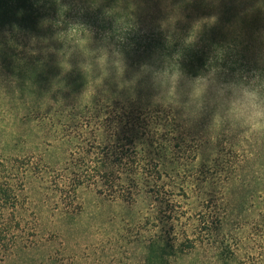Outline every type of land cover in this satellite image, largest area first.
I'll use <instances>...</instances> for the list:
<instances>
[{"label": "trees", "instance_id": "16d2710c", "mask_svg": "<svg viewBox=\"0 0 264 264\" xmlns=\"http://www.w3.org/2000/svg\"><path fill=\"white\" fill-rule=\"evenodd\" d=\"M41 8V0H0V19H13L0 27L11 38L0 50V68L9 75L45 70L43 55L51 49L26 42L34 30L28 25L38 23ZM150 37L149 46L120 37L109 46L122 56L117 62L123 65L156 55L162 64L179 66L192 76L224 84L250 80L188 39L176 43L167 30ZM54 65L49 72L58 85L46 92L47 111L35 113L39 134L34 149L0 151V258L40 242L34 201L27 193L34 185L38 200L61 217L81 212V189L136 209L141 264H264V155L258 139L238 141L236 148L205 135L204 122L183 118L141 89L116 87L115 76L76 68L63 76ZM40 144L45 152L36 151ZM206 149L210 153L202 155ZM257 162L262 171L254 168Z\"/></svg>", "mask_w": 264, "mask_h": 264}, {"label": "rangeland", "instance_id": "374dc122", "mask_svg": "<svg viewBox=\"0 0 264 264\" xmlns=\"http://www.w3.org/2000/svg\"><path fill=\"white\" fill-rule=\"evenodd\" d=\"M41 1L40 19L36 25H28L34 30L27 34L26 42L43 43L51 50L43 55L44 71L33 69L27 75H20L13 70L12 76L7 69L0 68V151L24 154L34 149L39 134L35 113L38 109L45 112L48 109L50 101L46 92L58 85L49 69L57 63L55 73L63 76L69 68L103 78L115 76L116 87L141 89L151 101L176 109L183 118L204 122L201 132L205 135L218 136L236 148L238 141L258 139L262 144L259 150L264 155V129L260 126L243 129L221 119L212 94L201 97L199 92L178 93L168 79V72L175 68L162 64L159 58L156 65L160 70L159 80L143 74L140 64L156 55L144 57L137 65H130V61L123 65L117 62L122 56L113 53L109 46L120 38L149 46L151 35L156 38L167 30L177 39L174 42L188 39L187 42L211 51L210 55L223 57L228 65L250 77L248 82L224 84L204 76L213 87L227 86L233 90L250 87L264 99V0ZM11 20L0 19V27ZM188 33L200 37L189 39ZM9 39V33H0V50ZM60 45L63 46L59 48ZM242 63H248V67L241 68ZM255 82L262 84L257 87ZM40 145L36 151L45 152L46 146ZM204 153L209 154L210 150ZM259 162L254 166L257 170H261ZM260 187L264 190V185ZM27 188L34 201L31 210L38 223L40 242L27 251L0 258V264L142 263L143 251L137 246L134 228L139 218L136 209L81 189L78 193L81 212L61 217L38 200L34 185ZM174 264L193 263L186 260Z\"/></svg>", "mask_w": 264, "mask_h": 264}, {"label": "clouds", "instance_id": "9594fccd", "mask_svg": "<svg viewBox=\"0 0 264 264\" xmlns=\"http://www.w3.org/2000/svg\"><path fill=\"white\" fill-rule=\"evenodd\" d=\"M158 57L152 56L140 64L143 74L158 81L160 70L156 67ZM168 79L178 93L199 92L201 97L212 94L220 109L221 119L232 122L243 129L260 126L264 129V99L250 87L233 90L227 86L213 87L203 75L192 76L179 66L168 72Z\"/></svg>", "mask_w": 264, "mask_h": 264}]
</instances>
